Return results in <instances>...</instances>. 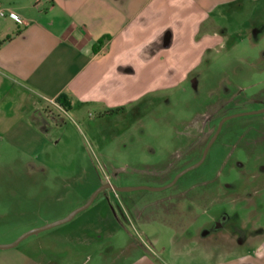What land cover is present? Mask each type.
<instances>
[{"label": "rangeland", "instance_id": "1", "mask_svg": "<svg viewBox=\"0 0 264 264\" xmlns=\"http://www.w3.org/2000/svg\"><path fill=\"white\" fill-rule=\"evenodd\" d=\"M228 22L229 43L168 92L136 98L123 113L61 114L37 157L0 151V245L89 203L0 249V264H224L256 253L264 113L232 116L264 110V11L244 7ZM218 127L204 161L172 186L93 197L107 185H170Z\"/></svg>", "mask_w": 264, "mask_h": 264}, {"label": "crops", "instance_id": "2", "mask_svg": "<svg viewBox=\"0 0 264 264\" xmlns=\"http://www.w3.org/2000/svg\"><path fill=\"white\" fill-rule=\"evenodd\" d=\"M244 7L256 17L264 0H0V151L37 157L61 114L168 92L229 43ZM224 264H264V243Z\"/></svg>", "mask_w": 264, "mask_h": 264}, {"label": "water", "instance_id": "3", "mask_svg": "<svg viewBox=\"0 0 264 264\" xmlns=\"http://www.w3.org/2000/svg\"><path fill=\"white\" fill-rule=\"evenodd\" d=\"M259 113H264V110H260V111H256V112H250V113H245V114H238V115H234V116H232V117L240 116V115H246V114H259ZM229 118H230V117H229ZM218 130H219V127H218V129L216 130V133L214 134V136L212 137V139H211V140L209 141V143L206 145V147H205V149H204V151H203V155H202L201 159H200L197 163H195L194 165H191V166L187 167L186 169L182 170L180 173H178V174L175 176V178L173 179V182H172L170 185H168V186H166V187H163V188H161V189H152V188H147V187L117 188V187H114V186L107 185V186H105V187H101L100 189H98V190L94 193L93 197H94L96 194H98L100 191H102L103 189H105V188H110V189H112V190L115 191V192L134 191V190L160 191V190H163V189H165V188H167V187L172 186V185L177 181V179L180 178L183 174H185V173L189 172L190 170H192V169L198 167V166L203 162V160H204V158H205V155H206V153H207V150H208V148L210 147V145L212 144V142L214 141V139H215V137H216V135H217V133H218ZM93 197H92V198H93ZM88 204H89V203H87V204H85L84 206H82L81 208L75 210V211L72 212L68 217H66L65 219H63V220H61V221H58V222H55V223L49 224V225H47V226H45V227H42V228H40V229H36V230H33V231L29 232V233L24 234V235H23L22 237H20L16 242H14V243H12V244H8V245H0V249H10V248H13V247L16 246L21 240H23L24 238H26L27 236H29V235H31V234H36V233H38V232L44 231V230H46V229H49V228L55 227V226H57V225H60V224H62V223H65V222L69 221V220H70V219H71V218H72L77 212H79V211L85 209V208L87 207Z\"/></svg>", "mask_w": 264, "mask_h": 264}, {"label": "flooded vegetation", "instance_id": "4", "mask_svg": "<svg viewBox=\"0 0 264 264\" xmlns=\"http://www.w3.org/2000/svg\"><path fill=\"white\" fill-rule=\"evenodd\" d=\"M225 116V114H223L222 116H221V118H223ZM211 120H212V117H210V118H207V122H211ZM216 133V129H215V132L213 133V135L211 136V138L214 136V134ZM210 138V139H211ZM210 139H209V141H210ZM209 141H208V143H209ZM207 143V144H208ZM206 144V145H207ZM206 147V146H205ZM205 147H204V149H205ZM204 149H203V151H204ZM203 153V152H202ZM203 155V154H202ZM202 155H201V157H202ZM206 156V155H205ZM175 157H180V156H178L177 154L175 155ZM201 157H199L198 159H197V161L195 162V163H197L200 159H201ZM205 159V158H204ZM204 161V160H203ZM195 163H191V164H188L187 166H185V167H183L182 168V170H184V169H186L187 167H189V166H191V165H194ZM170 166V165H169ZM169 166H167L168 167V169H169ZM167 170V169H166ZM184 175V174H183ZM110 189V188H109Z\"/></svg>", "mask_w": 264, "mask_h": 264}, {"label": "built area", "instance_id": "5", "mask_svg": "<svg viewBox=\"0 0 264 264\" xmlns=\"http://www.w3.org/2000/svg\"><path fill=\"white\" fill-rule=\"evenodd\" d=\"M5 16H6L5 12L0 9V17H5ZM8 16L14 19V21H16L17 23H21V20L16 15L8 14Z\"/></svg>", "mask_w": 264, "mask_h": 264}, {"label": "trees", "instance_id": "6", "mask_svg": "<svg viewBox=\"0 0 264 264\" xmlns=\"http://www.w3.org/2000/svg\"><path fill=\"white\" fill-rule=\"evenodd\" d=\"M9 38H6L2 41H0V45H2L4 42L8 41ZM101 44V41L99 42ZM62 107L65 109L67 108L63 103H62ZM123 109L122 108H118V109H114V111H109L110 113L113 112V113H118V112H121Z\"/></svg>", "mask_w": 264, "mask_h": 264}]
</instances>
